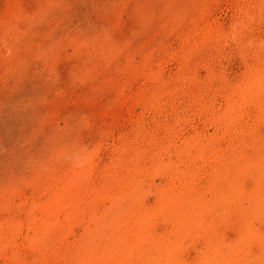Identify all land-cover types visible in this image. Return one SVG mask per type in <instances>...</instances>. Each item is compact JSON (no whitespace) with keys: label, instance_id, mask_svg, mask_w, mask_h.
I'll return each instance as SVG.
<instances>
[{"label":"rangeland","instance_id":"1","mask_svg":"<svg viewBox=\"0 0 264 264\" xmlns=\"http://www.w3.org/2000/svg\"><path fill=\"white\" fill-rule=\"evenodd\" d=\"M0 264H264V0H0Z\"/></svg>","mask_w":264,"mask_h":264}]
</instances>
